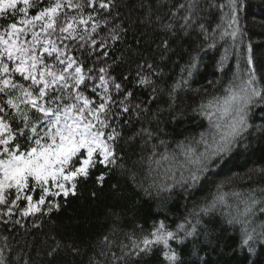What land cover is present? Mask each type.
Wrapping results in <instances>:
<instances>
[{
	"label": "snow or ice",
	"instance_id": "obj_1",
	"mask_svg": "<svg viewBox=\"0 0 264 264\" xmlns=\"http://www.w3.org/2000/svg\"><path fill=\"white\" fill-rule=\"evenodd\" d=\"M241 3L177 0L163 15L147 5L140 24L178 39V30L197 38L169 83L158 63L132 61L120 49L129 27L137 23L119 11L122 0H0V264H36L24 249L16 248L10 234L24 229L29 220L32 228H41L43 217L76 196L80 182L94 170L117 166L125 145H139L141 162L149 169L168 164L164 184L144 189L148 195L151 187L195 189L232 152L252 127V107H264V86H258L264 77L251 56V44L244 67L237 60L226 95L193 109L208 119L211 130L202 131L194 144L177 142L178 151L170 152L161 125L178 123L183 116L179 94L189 87L202 53L223 47L217 64L218 71H225L230 49L243 43ZM207 9H218L219 20L203 16ZM161 45L164 52L173 51L167 38ZM106 171L96 177L98 183ZM253 176L264 177V167L251 170L247 178ZM131 179L135 183V172ZM224 186L218 184L217 192ZM232 196L234 204L224 193L194 205L174 227L165 216L152 220L148 228L137 223L122 239L113 228L100 238L88 264H133L155 248L161 249L164 264H183L173 244L197 239L204 217L218 209L224 210L229 225L240 226V247L254 253L252 242L264 243V186ZM51 239L48 258L65 247L80 255L75 244Z\"/></svg>",
	"mask_w": 264,
	"mask_h": 264
},
{
	"label": "trees",
	"instance_id": "obj_2",
	"mask_svg": "<svg viewBox=\"0 0 264 264\" xmlns=\"http://www.w3.org/2000/svg\"><path fill=\"white\" fill-rule=\"evenodd\" d=\"M176 2L122 0L119 9L122 15L137 21L129 27L120 49L132 61L158 63L164 68V79L169 83L179 73V65L188 58L192 42L197 38L195 35L184 36L178 30V39L140 24L139 20L147 13L148 4L152 5L154 13L163 15ZM220 14L218 9H207L202 15L218 21ZM238 16L243 43L230 49L225 71H218L217 64L223 47L202 53L199 68L191 78L189 87L179 94L178 110L183 111V116L178 123L161 125L165 128L164 138L168 141L170 152L178 151L177 142L190 141L194 144L200 139L202 131L211 130L208 119L193 109H198L201 104L207 105L210 101L215 104L214 97L226 95L224 89L237 70V60L241 67L245 65L248 44L252 45L251 56L260 69L259 75L264 77V0H242ZM165 38L169 40L173 51L164 52L161 41ZM162 54L167 58L162 60ZM258 86H264V79L260 80ZM248 119L252 127L195 189L176 187L169 192L151 187V194H145L144 189L164 184L167 179L164 169L168 164L163 163L160 167L152 164L149 169L147 163L141 162L143 154L139 145H125L121 151L123 160L117 166L108 171L103 168L94 170L87 180L80 182L76 196H69L66 202L62 201L58 212L43 217L41 228H32L29 220L24 229L12 232L10 235L14 245L17 249H24L36 264H88L89 256L93 254L100 238L111 234L113 228L117 229V239H122L137 223L148 228L152 220L165 216L174 227L175 222L187 215L194 205H203L210 202L213 196L224 193H227L229 203L234 204V191L243 192L250 187L264 186V177L247 178L251 170L264 167V107H252ZM105 171V180L100 184L96 177ZM132 172L136 174L135 183L131 179ZM221 182H225V186L218 193L217 185ZM168 183L171 181L168 180ZM141 184L143 187H140ZM223 211L218 209L211 217H204V226L197 239H189L183 245L173 244L180 252L183 264H264V243L259 239L253 241L254 253L241 248L240 226L229 225ZM52 236L64 245L75 244L81 250L80 255L73 254L65 247L54 258H48L45 252L53 244ZM193 252L196 254L193 255ZM160 253L161 249L155 248L151 254L135 260L133 264H164Z\"/></svg>",
	"mask_w": 264,
	"mask_h": 264
}]
</instances>
